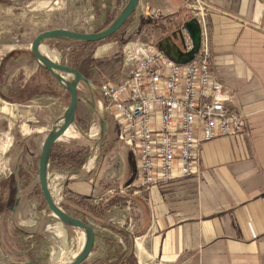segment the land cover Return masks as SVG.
Masks as SVG:
<instances>
[{
    "label": "crops",
    "instance_id": "1",
    "mask_svg": "<svg viewBox=\"0 0 264 264\" xmlns=\"http://www.w3.org/2000/svg\"><path fill=\"white\" fill-rule=\"evenodd\" d=\"M62 1L51 0L50 8L58 10ZM87 1L88 9L107 22L128 0ZM204 1L212 7L207 36L215 75L232 97L227 108L246 116L247 129L202 145L199 178L157 183L136 195L127 189L137 184L136 161L118 135L113 138L112 121H116L111 116L110 121L105 119L100 144L91 140L98 137V116L90 93L82 86L72 130L84 138L55 143L49 185L53 192L52 184L61 182L60 190L67 199L65 210L70 215L106 231L100 238L95 229L94 248L83 264H264V0ZM147 7L162 10L168 27L144 14ZM190 19L184 0H140L128 30H132L133 40L157 44ZM116 50L113 44H102L93 59L110 58ZM122 79L113 77L111 82ZM90 80L98 88L96 100L101 106L99 87L105 80L92 76ZM0 91L8 99L3 100L7 106L35 111L40 118L41 112L56 106L61 112L54 117L51 129L70 104L68 91L38 65L32 53L13 49L0 62ZM51 129L36 132L46 137ZM128 200L133 203L135 220L124 216L120 225L104 220L113 209L126 210ZM110 223L125 228L127 234L110 229Z\"/></svg>",
    "mask_w": 264,
    "mask_h": 264
},
{
    "label": "built area",
    "instance_id": "2",
    "mask_svg": "<svg viewBox=\"0 0 264 264\" xmlns=\"http://www.w3.org/2000/svg\"><path fill=\"white\" fill-rule=\"evenodd\" d=\"M184 2L202 30L195 59L179 64L156 43L132 40L119 52L128 69L122 81H104L99 87L100 107L116 121L118 140L136 161L137 184L127 187L136 195L157 183L199 178L202 145L247 129L246 116L227 108L232 97L225 93L213 69L207 36L212 7L204 0ZM144 14L165 27L169 25L167 15L158 8L147 7ZM176 31L182 33L185 51H190L192 38L185 23ZM132 205L128 200V209Z\"/></svg>",
    "mask_w": 264,
    "mask_h": 264
},
{
    "label": "rangeland",
    "instance_id": "3",
    "mask_svg": "<svg viewBox=\"0 0 264 264\" xmlns=\"http://www.w3.org/2000/svg\"><path fill=\"white\" fill-rule=\"evenodd\" d=\"M50 7L51 0H0V62L12 49L31 54V43L42 31L66 27L92 33L104 28L114 17L102 22L94 15L95 11L88 9L87 0H63L58 10ZM88 19L91 20L88 22ZM131 25L128 21L114 36L91 45L73 48L75 46L69 47L66 43L49 42L45 47L58 55L57 63L75 66L87 57L93 59L94 52L102 44H113L117 50L112 57L93 59L91 76L98 81H111L118 76L124 78L128 69H125L119 52L134 38L130 36L132 30L128 32ZM3 100L0 96V264L24 261L62 264L78 251L82 231L62 225L47 207L39 183V158L45 136L36 132L51 129L54 117L61 110L51 106L41 112L43 118H40L35 111L14 110ZM104 118L111 119L106 114ZM96 130L99 131V126ZM112 134L114 139L117 138L118 128L114 121ZM56 184H52L54 190L63 188L61 182ZM60 193L58 200L65 209L67 199L65 193ZM124 216L135 220L133 209L128 208L124 211L113 209L105 214L104 220L120 225ZM88 222L94 225L100 238L105 235L106 231L100 225Z\"/></svg>",
    "mask_w": 264,
    "mask_h": 264
},
{
    "label": "water",
    "instance_id": "4",
    "mask_svg": "<svg viewBox=\"0 0 264 264\" xmlns=\"http://www.w3.org/2000/svg\"><path fill=\"white\" fill-rule=\"evenodd\" d=\"M140 0H128L119 14L104 29L97 32H80L65 28H56L40 32L31 43V53L38 65L48 71L60 84L68 91L70 95V104L64 114L54 123L52 129L47 133L41 146L39 158V183L44 200L48 209L54 214L60 222L66 226L75 229L84 230L86 241L83 249L78 256L67 264H83L90 256L96 240L94 226L88 221L70 215L60 206L58 200L54 197L49 185V169L52 159V151L56 142L76 125V113L79 104L78 91L85 86L91 95L95 111L98 116L99 134L95 139H91L96 145L100 144L105 133V114L96 100L98 88L87 77H85L78 68L61 63H55L42 52V47L49 42H69V43H97L106 40L117 34L130 18L135 14ZM185 27L191 35L193 48L185 51L183 47V37L180 31H175L171 35L157 42V47L169 56L173 61L179 64L192 62L199 53L201 47V26L197 19L192 18L185 22ZM180 41V42H179ZM61 74L73 75L71 81H67ZM85 137L90 135L83 133ZM19 264H44L39 261H24Z\"/></svg>",
    "mask_w": 264,
    "mask_h": 264
},
{
    "label": "bare ground",
    "instance_id": "5",
    "mask_svg": "<svg viewBox=\"0 0 264 264\" xmlns=\"http://www.w3.org/2000/svg\"><path fill=\"white\" fill-rule=\"evenodd\" d=\"M42 52H43V54L44 55H46L48 58H50L52 61H54L55 63H57V60H59V57H58V55L57 54H53V53H51V52H49L48 51V49L46 48V47H42ZM59 63V62H58ZM60 75L62 76V77H64V79H66L67 81H71L73 78H74V76L73 75H66V74H61L60 73ZM95 132V131H94ZM81 136V135H80ZM94 136H95V134H94ZM77 137H79V135L76 133V132H74L72 129L71 130H69L61 139H69V138H77ZM61 191H60V189H58V190H54L53 191V195H54V197H57L58 199H61V193H60ZM57 194V195H56ZM56 198V199H57ZM57 199V200H58ZM55 216V215H54ZM56 217V216H55ZM61 223V222H60ZM62 224V223H61ZM63 225V224H62ZM82 231V239H81V244H80V247H79V249H78V251L77 252H75L74 254H72L73 256L67 261V262H63L62 264H67V263H69V262H71V261H73L77 256H78V254H79V252L83 249V247H84V245H85V241H86V234H85V232H84V230H81ZM64 234L66 235V232H65V230H64Z\"/></svg>",
    "mask_w": 264,
    "mask_h": 264
},
{
    "label": "trees",
    "instance_id": "6",
    "mask_svg": "<svg viewBox=\"0 0 264 264\" xmlns=\"http://www.w3.org/2000/svg\"><path fill=\"white\" fill-rule=\"evenodd\" d=\"M130 21V20H129ZM112 22V20L108 23L110 24ZM81 45H91L93 43H80ZM94 65V61L92 59V57H87L86 59H84L82 62H81V66L79 67L80 69V72L87 78H91V70H92V67ZM0 96L4 99V100H8L5 95H3V93L0 92ZM92 217L95 219V220H98L99 222H102L101 221V218L99 216H95V215H92ZM109 228L114 230V231H118L122 234H127L125 228H120L118 227L117 225H114L112 223H110L109 225Z\"/></svg>",
    "mask_w": 264,
    "mask_h": 264
}]
</instances>
